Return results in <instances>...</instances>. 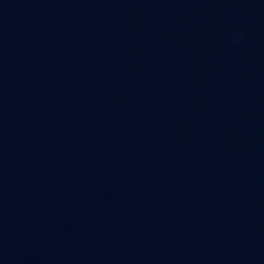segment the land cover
<instances>
[{"label":"water","instance_id":"obj_1","mask_svg":"<svg viewBox=\"0 0 264 264\" xmlns=\"http://www.w3.org/2000/svg\"><path fill=\"white\" fill-rule=\"evenodd\" d=\"M0 264H264V0H0Z\"/></svg>","mask_w":264,"mask_h":264}]
</instances>
